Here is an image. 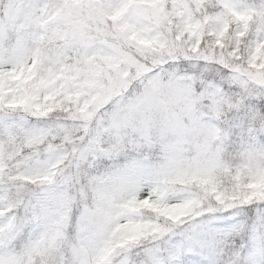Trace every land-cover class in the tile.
<instances>
[{
	"label": "snow or ice",
	"instance_id": "snow-or-ice-1",
	"mask_svg": "<svg viewBox=\"0 0 264 264\" xmlns=\"http://www.w3.org/2000/svg\"><path fill=\"white\" fill-rule=\"evenodd\" d=\"M0 264H264V0H0Z\"/></svg>",
	"mask_w": 264,
	"mask_h": 264
}]
</instances>
